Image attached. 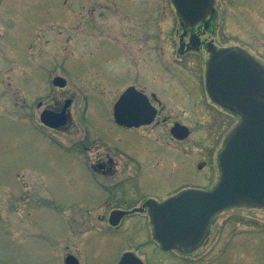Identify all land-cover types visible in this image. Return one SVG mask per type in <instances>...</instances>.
<instances>
[{"label": "rangeland", "instance_id": "obj_1", "mask_svg": "<svg viewBox=\"0 0 264 264\" xmlns=\"http://www.w3.org/2000/svg\"><path fill=\"white\" fill-rule=\"evenodd\" d=\"M215 8L225 36L218 41L264 66V0H215ZM177 19L171 0H0V264H65L69 255L80 264H117L126 252L144 264H264V209L224 211L207 243L190 254L158 249L149 224L112 236L102 233L103 222L76 214L79 202L96 195L77 167L79 150L107 152L124 163L113 147L118 137L100 130L112 121V107L126 88L121 76H113L111 85V74L155 64L146 53L156 30L163 61H171ZM58 77L67 81L65 89L53 86ZM67 100L73 101L69 127L55 132L43 126L41 113ZM200 123L186 124L194 136L179 151L193 160L179 159L170 187L210 192L219 183L215 155L224 135L203 171L199 136L216 128L219 133L222 124L207 123L203 130Z\"/></svg>", "mask_w": 264, "mask_h": 264}, {"label": "flooded vegetation", "instance_id": "obj_2", "mask_svg": "<svg viewBox=\"0 0 264 264\" xmlns=\"http://www.w3.org/2000/svg\"><path fill=\"white\" fill-rule=\"evenodd\" d=\"M176 15L178 19L174 21L176 29L173 38L178 39V45L176 55L173 57L170 53L173 58L171 61L167 63L163 61L161 31L156 30V35L150 39L153 47L146 53L153 61L156 59L155 64L150 67L128 69L120 75L111 74V85H114L113 76H121L126 88L112 107V121H106L104 124L107 125L100 130L105 135L118 137L113 147L120 156H123L124 163L107 152L95 154L97 153L95 149L85 146L79 150L82 153V161L77 159V167L91 179L96 195L89 202H79L80 208L76 214L83 215L85 219H91V222L92 218L103 222L106 229L102 233L106 235L114 236L119 230L131 231L133 228L142 231L145 223L147 226L150 225L154 239L152 215H154L155 206L177 198L186 191L194 190H179L176 185L170 187L178 173L173 174L174 170L179 168V159L181 157L186 161L191 159L181 156L179 151V145L185 142L191 144L194 136L193 129L186 124L203 122L200 123L203 130L207 129V123L222 124L219 133L216 128L215 131L211 130L208 133L201 132L204 136L203 134L199 136L201 140L199 145L202 146L204 154L198 169L203 171L206 165L212 162V145L215 141L220 139V135H224L222 145L215 155L216 162L219 164V157L227 139L242 122L239 114L213 102L207 88V72L213 52L240 48L228 47L218 41V36H221L223 30L216 15L207 17L194 26H187L177 12ZM157 24L159 25V22ZM221 37L224 40V34ZM121 83L118 82L115 85ZM126 92L132 93L126 101L125 124L121 125L116 121L115 107ZM41 107L40 103L38 108ZM63 107L64 105L51 111L60 113ZM70 108L67 111V124L59 130L51 129L52 131L60 132L69 127ZM214 112L221 113L230 119L229 122H223L220 118L219 121ZM176 126L187 128L189 135L183 140L176 138L174 136ZM85 154L86 158L89 157L86 163L83 160ZM122 169L123 176L126 178L114 179ZM164 193L169 195L159 198ZM219 217L220 214L211 220L207 234L197 248L186 249L178 246L166 253L190 254L203 247ZM139 221L142 224H138ZM131 222L138 224L139 227H131ZM154 242L158 249L163 251L161 244L155 239Z\"/></svg>", "mask_w": 264, "mask_h": 264}, {"label": "water", "instance_id": "obj_3", "mask_svg": "<svg viewBox=\"0 0 264 264\" xmlns=\"http://www.w3.org/2000/svg\"><path fill=\"white\" fill-rule=\"evenodd\" d=\"M180 19L194 26L215 16V0H172ZM53 86L64 89L67 81L55 78ZM207 88L216 104L241 116L242 122L227 139L219 158L220 181L210 192L189 190L162 205H156L154 239L163 251L183 247L195 249L205 238L211 220L232 208L264 209V66L242 49L213 52L208 66ZM126 92L115 107L117 123L124 125ZM72 104L65 102L60 113L44 110L41 123L53 130L63 128ZM189 135L187 128L176 126L174 136ZM65 264H80L72 255ZM117 264H143L133 252L125 253Z\"/></svg>", "mask_w": 264, "mask_h": 264}]
</instances>
